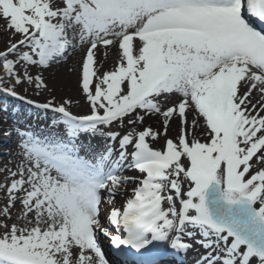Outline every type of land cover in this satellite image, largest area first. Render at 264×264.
Returning <instances> with one entry per match:
<instances>
[{"label": "snow or ice", "instance_id": "6c2138e0", "mask_svg": "<svg viewBox=\"0 0 264 264\" xmlns=\"http://www.w3.org/2000/svg\"><path fill=\"white\" fill-rule=\"evenodd\" d=\"M0 21V94L52 114L5 132L0 264H264V0H0ZM75 52L86 114L17 91L53 93Z\"/></svg>", "mask_w": 264, "mask_h": 264}, {"label": "bare ground", "instance_id": "6f19581e", "mask_svg": "<svg viewBox=\"0 0 264 264\" xmlns=\"http://www.w3.org/2000/svg\"><path fill=\"white\" fill-rule=\"evenodd\" d=\"M3 24V21H0V25ZM2 31V29H0ZM6 38V36L0 35V49H3L4 43L3 40ZM103 49H100L98 52V61L103 64V68L101 71L110 70L113 66L114 60H115V50H113L112 53H110L108 58H105L103 55ZM82 52H75L73 53L69 59L66 62H63L59 65H54L53 67L49 68L44 72V76L48 80V83L51 87L55 89L53 93H44L43 95H40V98L43 99H50L52 95H55L57 100L61 99H72L73 105L71 108L75 109L76 111L80 113L75 114H84L83 112L88 111L87 103L84 100L83 96L81 95L79 88H78V72H70L69 69L72 67H78V61L80 60V56ZM33 71H36V69H33ZM18 89H22L24 91V87H19ZM27 93H31L32 95H35L31 89L28 90ZM36 96V95H35ZM75 101H79V104L75 103ZM46 102V101H44ZM12 114V112H11ZM20 114V112H19ZM8 114H5L3 111L0 113V128H8V130H11L15 126L20 127H26L27 125H30L32 128L37 130H44L48 129V122L49 119L45 121L39 120L37 117L33 119V116L26 117L27 119H22L19 116H9ZM151 125L154 128L160 127L158 123V118H146L145 120V126ZM41 126L43 128H41ZM177 123H172L170 126L169 136L174 138L177 135ZM49 130V129H48ZM9 139V144H11V147L6 151L7 153L4 154L3 158L0 159V168L4 167L5 165H8L9 167L12 166L14 162H18L20 159V156L18 155V148H17V137L15 135L7 136ZM164 145V141L160 140L159 142H153L152 145ZM158 148V147H157ZM125 176H134L133 174L124 173ZM0 179H2V176H0ZM135 187L134 184H128L126 186L127 192L130 195L131 190ZM3 194L0 193V198H2ZM127 196L125 195H117L116 197V206L122 207L124 204V199H126ZM197 256V252L191 251L187 253L186 255H179L174 258H169L171 261V264H176L178 261L181 263H188V264H194L195 258Z\"/></svg>", "mask_w": 264, "mask_h": 264}, {"label": "rangeland", "instance_id": "374dc122", "mask_svg": "<svg viewBox=\"0 0 264 264\" xmlns=\"http://www.w3.org/2000/svg\"><path fill=\"white\" fill-rule=\"evenodd\" d=\"M81 55H83V53H81ZM82 56H80V58H81ZM20 91H22L23 93H25V91H23V90H20ZM26 94H28L29 96H31V98L32 99H38L39 101H42V102H44V101H46L45 99H43V98H40L39 96H35V95H32L31 93H26ZM25 94V95H26ZM71 110L74 112V113H80V112H78V111H76L75 109H73V108H71ZM28 111V114H27V116H33V119H34V117H37L38 116V119L39 120H41V121H43L44 119H45V121L47 120V119H49L50 117H51V115L52 114H43V115H38V114H35V113H33V111H32V109H27V108H23V110H22V112H23V114H26V112ZM1 112V111H0ZM84 114H86L87 113V111L86 112H83ZM33 114V115H32ZM5 132H6V129H1L0 130V136H4L5 135ZM153 147H160V148H163V145H159V146H156V145H152Z\"/></svg>", "mask_w": 264, "mask_h": 264}]
</instances>
